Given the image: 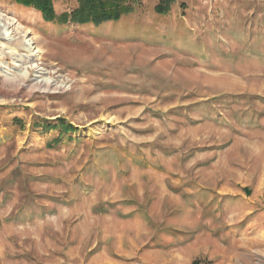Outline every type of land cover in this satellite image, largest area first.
<instances>
[{
  "label": "rangeland",
  "instance_id": "374dc122",
  "mask_svg": "<svg viewBox=\"0 0 264 264\" xmlns=\"http://www.w3.org/2000/svg\"><path fill=\"white\" fill-rule=\"evenodd\" d=\"M11 1L42 51L0 41V264H264V0L100 26Z\"/></svg>",
  "mask_w": 264,
  "mask_h": 264
},
{
  "label": "trees",
  "instance_id": "16d2710c",
  "mask_svg": "<svg viewBox=\"0 0 264 264\" xmlns=\"http://www.w3.org/2000/svg\"><path fill=\"white\" fill-rule=\"evenodd\" d=\"M57 1L59 0H12L11 4L22 9L36 10L44 21L54 25L92 24L100 26L107 22H120L141 2V0H77V6L72 10L58 12L53 5ZM174 1L160 0L155 5L154 11L159 15H166ZM12 120L15 124H21L20 118L16 117ZM35 126L40 127L44 132L58 129L59 133L54 139L55 143H60L64 136L69 138V134L76 130L72 124L61 117H58L54 123L37 122Z\"/></svg>",
  "mask_w": 264,
  "mask_h": 264
},
{
  "label": "bare ground",
  "instance_id": "6f19581e",
  "mask_svg": "<svg viewBox=\"0 0 264 264\" xmlns=\"http://www.w3.org/2000/svg\"><path fill=\"white\" fill-rule=\"evenodd\" d=\"M0 41L2 44L6 45L7 51L5 53L7 54L16 53L18 47H21L27 52L28 58H30V60L36 61L40 59V53L42 50L39 47L40 45L37 44L34 35H31L30 31L23 28L19 24V22L15 21L13 18L4 16L1 12H0ZM34 64L35 63H33L32 66L37 67ZM4 67H5L4 65H0V72H3V74L6 73V71H4L5 70ZM36 72H38L39 74L42 73L40 71H36ZM20 74L24 75V73H20ZM48 81L47 79L46 80L37 79V83L38 82L48 83Z\"/></svg>",
  "mask_w": 264,
  "mask_h": 264
}]
</instances>
